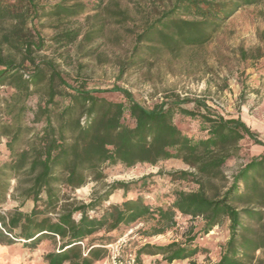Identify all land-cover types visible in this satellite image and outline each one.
I'll return each instance as SVG.
<instances>
[{
	"label": "trees",
	"instance_id": "trees-1",
	"mask_svg": "<svg viewBox=\"0 0 264 264\" xmlns=\"http://www.w3.org/2000/svg\"><path fill=\"white\" fill-rule=\"evenodd\" d=\"M37 1L0 0V87L15 90L10 122H0L8 152L0 164V206L7 197L19 201V206L0 212V246L20 242L33 251L48 241L54 249L42 257L43 264H96L112 243L109 233L153 221L150 236L159 235L180 215L202 219L201 237L228 223L229 235L215 264H264V155L248 161L230 179L222 171L239 151V142L254 139L249 127L239 118L211 114L199 100H192V109L185 108L189 101L178 95L148 110L125 90H112L123 97L114 102L85 84L71 86L52 59L36 62L44 45L33 20L46 16L54 21L53 53L68 67L70 47L82 48L100 38L106 21L127 25L128 10L115 0H96L90 6L84 0H60L49 7ZM262 1L173 0L161 9L150 5L141 26L130 32L132 47L119 73L146 58L204 45L239 9ZM82 15L85 23L79 24ZM25 63L29 73L24 72ZM34 95L39 100L33 109L26 101ZM176 115L199 120L201 135L184 134L173 122ZM168 160L187 168L167 174L169 180L196 189L174 192L166 206L143 200L140 186L146 178L139 187L114 182L88 203L71 197L89 181L104 179V167L156 166ZM115 191H121L122 201L109 203ZM27 201L31 209L20 211ZM100 231L102 236L91 238ZM195 239L194 234L182 242L143 245L133 251L136 264H142L143 256H161L165 264L191 259L204 251Z\"/></svg>",
	"mask_w": 264,
	"mask_h": 264
},
{
	"label": "rangeland",
	"instance_id": "rangeland-1",
	"mask_svg": "<svg viewBox=\"0 0 264 264\" xmlns=\"http://www.w3.org/2000/svg\"><path fill=\"white\" fill-rule=\"evenodd\" d=\"M59 1L38 0L37 4L49 7ZM95 1L84 0L89 6ZM115 1L121 8L128 10L131 22L125 26H117L106 21L100 38L82 48H77L76 45L69 48L68 55L72 65L68 67L62 65L56 53H53L55 48L50 39L56 32L54 21L46 16L33 20V28L44 45L43 50L36 55V62L52 59L60 65L59 71L65 76L68 84H85L87 90L97 91V96L110 101L123 100L121 93L112 91L115 88L130 93L138 104L148 110L163 103L167 104L178 95L180 99L189 101L188 104L182 105L185 108L192 109V100H199L213 115L225 119L239 118L249 127L254 139L245 138L240 141L239 151L224 165L222 171L228 179L251 159L263 156L264 1L239 9L204 45L184 47L176 53H163L154 58H146L144 63L128 68L121 74L120 64L128 57L132 47L130 32L137 31L136 28L141 26L142 18L150 10V5L154 4L161 9L173 0ZM92 14L89 13L90 16ZM77 20L79 24L85 23L84 15ZM92 22L90 20L87 25ZM255 56H259L258 59H251ZM23 69L25 73L31 70L27 63L23 64ZM14 94V89L8 86L0 87V122H10L12 115L7 114L8 109L14 106ZM38 100V95H34L26 101V105L34 109ZM26 117L27 120L31 118L29 114ZM173 122L188 136L201 135L199 120L176 115ZM254 140L259 144H255ZM5 143L6 140L0 138V164L8 159ZM179 170L187 168L175 160L162 161L156 166L137 165L128 169L121 165L107 166L103 168L104 179L98 182L89 181L83 188L75 190L71 197L77 202L88 203L91 198L105 193L114 182L135 183V187H139L140 180L146 178L145 186H140L143 200L152 206H166L172 201L174 192L196 189L194 184L169 180L167 174ZM116 194L120 195L121 191H115L109 197V203L118 200ZM16 206H19V201L7 197L5 204L0 206V212L9 211ZM31 207L32 203L27 201L20 211L28 212ZM175 222V225L155 236H150L149 229L154 226L153 221L131 227L136 229L128 237L127 249L134 251L146 244L163 246L171 242H182L186 237L195 234V242L204 251L188 259L189 261L175 264H189L190 261L215 264L229 235L228 223L222 222L220 226L201 237V218L191 219L177 215ZM126 232L125 228H119L109 233L112 243ZM103 233L100 231L91 238L102 236ZM53 249V244L48 241L40 243L33 251L22 248L20 242L7 247L0 246V264H43L42 257Z\"/></svg>",
	"mask_w": 264,
	"mask_h": 264
},
{
	"label": "built area",
	"instance_id": "built-area-1",
	"mask_svg": "<svg viewBox=\"0 0 264 264\" xmlns=\"http://www.w3.org/2000/svg\"><path fill=\"white\" fill-rule=\"evenodd\" d=\"M136 228H130L119 237L114 243L105 246L106 256L100 264H136V257L133 251L127 249L128 237Z\"/></svg>",
	"mask_w": 264,
	"mask_h": 264
},
{
	"label": "crops",
	"instance_id": "crops-1",
	"mask_svg": "<svg viewBox=\"0 0 264 264\" xmlns=\"http://www.w3.org/2000/svg\"><path fill=\"white\" fill-rule=\"evenodd\" d=\"M118 194H116V196H117ZM118 200H116L114 203H119V202H121L122 201V194H120V195H118ZM141 260H142V264H158V263H160V264H165L164 262H162L161 261V256H143L142 258H141ZM185 261H189L188 259L187 260H185ZM100 262L101 261H99L98 263H96V264H100ZM177 262H181V261H175V262H173L172 264H175V263H177Z\"/></svg>",
	"mask_w": 264,
	"mask_h": 264
}]
</instances>
